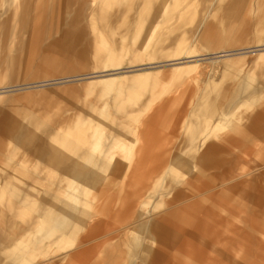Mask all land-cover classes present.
I'll return each mask as SVG.
<instances>
[{"label":"rangeland","instance_id":"1","mask_svg":"<svg viewBox=\"0 0 264 264\" xmlns=\"http://www.w3.org/2000/svg\"><path fill=\"white\" fill-rule=\"evenodd\" d=\"M7 1V10L9 5L18 8L19 0ZM49 1L53 4L54 12L59 14L63 9L64 0H45L42 16L35 20L37 29L33 38L30 35L31 29L22 27L17 34L16 22L8 29L5 17L2 19L3 8L0 6V42L4 38L7 42L4 45L5 55L4 46L0 44V88L8 90L0 93V136H3L0 137V147L5 149L0 153V162L7 163L6 160L11 156L13 162L24 160L22 163L29 170L28 179L34 180L35 172L31 169L32 166L36 167L34 161L41 166L42 154L48 155L47 150L57 151L54 146L58 147V152L71 147L77 154H83L85 140L81 137L84 127L89 128V137L100 138L94 141L86 139L89 152L91 148L100 152L109 150L113 144V150L102 154L103 158L120 162L129 143L133 142L134 145L137 142L133 136H129L131 128H134L133 123L138 125L141 118L151 112L155 113L156 118L163 116L162 120H154L152 124L156 133L155 146L151 151L147 150L148 165L134 174L137 179L134 180V177L129 180L127 176L125 183L124 173L117 172L116 176L119 175L124 182L120 181L115 188H105L107 194L124 192L117 194L114 200H109V213L100 220L93 234H89V261L82 264H136L137 261L142 264H264V112L259 113L263 126L261 134L230 135L226 140L211 138L214 147L208 152V157L192 154L185 158L186 167L173 166V171L166 173L171 159H181L193 151L190 144L183 141L185 135L181 133L182 122L176 117L189 110L190 101L197 92L202 91L206 82L210 84L209 89L226 97L244 96L243 93L257 89V83L264 87V69L261 72L255 71L264 66V45H260L264 43H256V40H260L258 37L240 38L245 32L251 31L250 26H264V20H260L263 13L245 14L244 11H238V14L233 15L235 19L224 20L212 16L216 4L198 3L188 6V11L184 13L187 16L185 20L169 21L168 24H179L185 29L201 23V29L208 27L213 33L232 32L233 28L229 25H242L241 29L233 40L229 36L206 38L215 41L232 40L229 46H167L155 40L148 41L149 38H134L133 30L123 29L122 26L137 22L123 24L117 18L116 11L111 13L110 25L114 27H104L101 35L89 34L85 21L78 26L64 22L63 29L55 31L48 20L51 15ZM251 1L242 8L245 10L251 7ZM260 1L264 3V0ZM125 2L123 0L121 4H111L103 0L106 8L114 10L119 6L124 7ZM71 4L72 8L74 5L78 9H105L102 5L92 3V0H76V3ZM97 17L108 16L105 13L91 15L94 20ZM149 23L162 25L159 19H151ZM105 24L108 25L107 22H93L98 27ZM261 31L264 33L259 28L254 31V35ZM145 40L149 43L144 45L142 42ZM240 40H245L246 44H240ZM147 49L156 57L149 52L145 53ZM220 50L230 52L222 54ZM170 54L177 57L170 59L167 57ZM180 56L184 59L172 65ZM91 72H97L96 76H82ZM262 100L257 99V103ZM104 135L113 138V143L103 142ZM54 136L62 140H56ZM69 136L75 138L76 144L67 140ZM35 158H39V161ZM92 160L95 172L89 168L86 174L83 170L81 174H76L78 180L75 178V188L74 184L64 186V191L59 193L63 194L62 197L69 199L72 193H76L81 200L75 198V201L81 202L85 186L89 187L90 200V191L95 189L94 186L105 185L97 182V175L103 169L102 164L89 153L90 165ZM124 167L119 164L113 168L117 170ZM8 169L10 167L0 166V175H8ZM84 175L89 176V185L80 181ZM164 175L165 178L170 175L175 182L183 180L184 176L193 180L198 175L192 181L193 184L190 181L189 193L170 208L197 202L204 210L202 221L205 223L197 222V225L208 228L207 231L195 228V223L192 224L195 219L187 216L183 221L190 225L189 228L180 226L178 220L149 221V226L158 227L157 232L160 234L136 236L137 239L132 231L142 221L135 220V217L131 219L130 214L124 219H117L120 215L124 216V207L129 206L131 213L135 214L140 204L149 201L148 195L158 191L154 186L164 184ZM29 193L35 192L31 190ZM73 198L74 195L71 196ZM156 200L157 197L153 196L149 203L153 204ZM89 220L93 221L92 218ZM123 227L120 231L116 230ZM137 240L140 245L136 244ZM7 247L9 250L11 246ZM95 249L99 252H94ZM0 263L9 264V261L6 259ZM47 263L54 264L51 260Z\"/></svg>","mask_w":264,"mask_h":264},{"label":"crops","instance_id":"2","mask_svg":"<svg viewBox=\"0 0 264 264\" xmlns=\"http://www.w3.org/2000/svg\"><path fill=\"white\" fill-rule=\"evenodd\" d=\"M44 1L45 0H19L18 8L9 5V9L7 10L8 1L0 0V6L2 5L3 8L2 19L3 17L6 19V21H2L5 22L8 29L12 26L13 22L17 23V30L22 27L26 30L31 29L30 35L33 38L35 37L37 29L35 20H39L42 16L41 12L42 5L45 4ZM248 1L249 0H126L124 7L119 6L117 10H114L115 8H106L103 0H92V3L95 5H102L105 9L90 10L86 8L78 9L74 5L72 8L71 3H76V0H64L63 9L59 11V14L53 11V4L49 1L48 4L50 5L48 6L50 7H48V9H50L49 12L51 15L48 20L52 23L51 28L55 31H61L64 22H71L73 26H78L80 22L85 21L88 30H90L89 34L101 35L104 27L107 29L114 27L110 25V23H112L111 13L116 11L118 13L117 18L121 20L123 24H129V22L132 21L137 22V24L134 25L122 26L123 29H132L134 38H149L147 39L148 41L155 40L167 46H172L174 44L185 46H229L233 38L238 35L242 25H229L228 27L233 28L232 32L220 33L216 31V33H213L209 31L208 27L207 29H201V23L195 27L189 26L185 29H182L179 24L169 25L168 23L169 21L179 19L182 21L185 20L187 16H184V13L188 11L186 7L197 5L198 3L209 5L216 4L212 16L218 17L219 19H235L236 17H233L234 13L238 14V11H244L245 14L262 12L263 14L260 16V20H264V3L260 0H252L251 7L249 6L244 10L242 7L245 4L249 5ZM77 10L79 13H76ZM104 12L108 17H97L95 20L91 19V15L93 16V14ZM153 14L157 15L154 16ZM151 19H159L162 25L161 23L156 25L152 23L147 24ZM94 21L107 22L108 25L106 26L105 24L103 27L94 26ZM249 28L251 31L245 32L240 38L258 37L260 40H256V43H264L262 31L258 33V35H254V31L259 30V28L264 31V26L253 25ZM163 30H167L166 33L163 32ZM174 30L177 31L173 33ZM16 33L19 34V30ZM66 34L67 33H65V37ZM152 34L155 36H152ZM208 36H229L232 37V40H207L206 38ZM244 42L245 40L239 41L240 44H246ZM142 43L145 45L149 42L145 40ZM0 44H3V46L7 44L5 38ZM3 52L5 55V46L3 47ZM146 52L156 57L148 49L145 53ZM172 55L173 54H170L167 57H170V59L177 57V55L174 57ZM181 59L184 58L180 56V58L174 60L176 62H172L171 64H177ZM263 69L264 66L257 70L255 69V71L261 72ZM98 72L101 74L103 73V71ZM90 74L91 76H96L97 72L83 74L82 76H90ZM250 81L253 82V79L250 78ZM204 85L202 91L197 92L190 101L191 107L189 110H186L184 113L182 112L180 116L176 117V119L180 118L182 122L181 133L185 135L183 141L189 143L193 151L188 154L186 153L181 159H171L168 169L166 170L168 174L173 171L171 168L173 166H175V168L186 167L185 158L192 154L205 155V157H208V152L214 147L210 142L211 138L226 140L232 135L244 136L255 133L261 134L262 132L261 127L263 126L261 120H259V113L264 112L263 85L257 83V89L246 94L243 93L242 95L244 96L241 97L240 95L237 97H226L223 94L209 89V82H206ZM261 98H263V100L257 103V99L260 100ZM154 114V112H151L143 119L141 118L138 125L136 122L133 123L134 128H131L129 136H133L134 140L137 142H135L134 145L133 142L129 143L126 147V152L124 150L125 156L121 158L120 162L105 157L103 158L102 154L105 155L111 152L115 147V145L112 144L113 142H111L114 139L112 138V140L108 136H105L107 134L104 135L102 141L111 142L112 145L109 146L110 149L101 150L100 152V150L91 148L92 150L89 152V143H87L86 139L89 141V138H91L92 141H94L100 138L93 136L89 137V128L86 127L83 129V138L81 137V139L85 140L83 144L84 150H82L83 154H77L76 150L71 147H66V149H61L58 152V147L54 146L57 148V151L54 150L55 152H53L47 150L46 152H48V155L42 154L40 158L42 163L41 166L34 161L36 167L32 166L31 169H34L35 173L33 176H35L36 180L28 179L29 170L27 165L22 163L24 160L19 163L13 162V157L11 156V158L8 159L9 161L6 160L7 163L0 162V166L10 167V169H8V175H0V262H5L6 259L9 261V264H48V260H51L54 264H82L83 262H88L89 234H93L94 229L99 226L100 220L109 213L111 207V202L109 200H114L117 194L120 195L124 192L119 191L113 194L110 192L107 194L105 193V188L109 186L115 188L120 184V181L124 182L119 175L116 176L117 172L119 174L124 173L126 183L127 176L129 180L130 178L136 177L134 174L141 172V168L144 165H148L149 154L147 150L151 151L153 146H155L154 142L156 136L154 131L155 128L152 124L153 122L155 123V121L158 122L163 119V116L156 118ZM240 118L242 120L238 121ZM124 124L126 123L124 122ZM137 126L138 132L135 133ZM120 135L117 136L119 137ZM121 136H126V134ZM113 137L115 138L116 136ZM53 138L56 137L54 136ZM56 140L61 141L62 139L56 138ZM67 140L75 143V138L70 136ZM64 146L63 144V147ZM4 150L5 149L0 147V153H3ZM7 152L9 154V150ZM89 153L95 157V160L101 162V167L103 169L102 172H99L97 175V182H101V185H105L94 186L96 190L93 189L94 191H90V194L92 193L90 200L89 187L86 188L85 186V195L82 197L83 201L81 202L77 203L75 201V197L80 199L76 193H72L68 197L69 199L65 196L62 197L63 194L60 195L59 193L60 191H64V186L66 187L74 184L73 187L75 188L76 174H81L83 171L86 174L89 172V168H92V171L95 172L94 161L92 160L91 165L89 162ZM39 155L41 156V154ZM9 156L10 155H8V157ZM35 159L39 161V158ZM26 160L27 159H25V161ZM75 163H78V165L75 166ZM119 164L124 165V169L115 170L113 167ZM126 166L128 168H126ZM36 169H38V171H35ZM196 177H198V175H196ZM80 178L82 179L80 180L82 183L84 182V184L89 185V176L84 175ZM188 178L189 176H184L183 180L180 179L175 182L170 175H167L166 178L164 175L162 179V181L165 180L164 184L161 186L156 184L154 186L158 191H154V194L148 195V198H150L149 201H144V203L140 204L135 214L131 213L129 206L124 207V216L121 217L120 215L117 219H124L130 214L132 216H130L131 219L135 217V220L142 221L132 231L134 237L159 235L160 232H157L159 231L158 227H155V225L149 226L150 222H169L178 220L180 226L189 228L190 225L185 224L183 221L187 216L188 218L192 216L195 219L192 223H195V228L207 231L208 228L204 229L201 228L200 225H197V222L204 223V220L202 221V213L204 210L197 202H191L174 209L170 208L171 205H174L189 193L190 185L194 183H192V181L195 179L190 180V178ZM113 179H116V181H110ZM136 179L137 177L134 178V180ZM45 185H50V187ZM118 188H120V186ZM31 190H34L35 193L30 194L29 191ZM97 190L101 192L99 193ZM159 190L162 192H159ZM72 195H74L73 200L71 199ZM153 196L155 198L157 197V200L156 202L153 201V204H151L149 202L152 201ZM140 206L142 207L140 208ZM46 209H48L46 212L47 214L43 215ZM147 213L150 215H146ZM55 215H58L57 217L59 218ZM89 218H92L93 221L91 222ZM123 226L125 227L126 225ZM124 227L116 230L120 231L124 229ZM161 228L163 227L161 226ZM136 238L139 239L138 237ZM136 244L140 245L138 240ZM7 245L11 246L9 250L7 249ZM95 251L97 250L95 249L94 252Z\"/></svg>","mask_w":264,"mask_h":264},{"label":"bare ground","instance_id":"3","mask_svg":"<svg viewBox=\"0 0 264 264\" xmlns=\"http://www.w3.org/2000/svg\"><path fill=\"white\" fill-rule=\"evenodd\" d=\"M14 1V0H13ZM126 1V0H125ZM108 2L109 3H111V4H114V3H116V4H118L119 2H120V4H121V2L123 3V0H108ZM105 13V12H104ZM103 13V14H104ZM106 15V14H105ZM107 16V15H106ZM260 33V32H259ZM263 35H264V33H263ZM190 47V46H189ZM193 49H195V48H193ZM191 51V50H190ZM192 52V51H191ZM224 52H230V50H220L219 51V53H222V54H225ZM186 53V52H185ZM196 53V52H195ZM198 55V54H197ZM196 56V55H195ZM223 55H220V57H222ZM176 62V61H175ZM100 75V74H99ZM90 78V77H89ZM92 78H94V77H92ZM18 87V86H17ZM2 88H0V93H2V91L3 90H1ZM11 90V89H10ZM5 91H8V90H4L3 92H5ZM234 118V117H233ZM144 132V131H143ZM19 135V134H18ZM14 136V135H13ZM16 136V135H15ZM21 137V136H20ZM23 139V138H22ZM10 144V143H9ZM12 145V144H11ZM13 146V145H12ZM13 148H15V147H13ZM50 148H52V147H50ZM49 149V148H48ZM16 150V149H15ZM52 150V149H51ZM77 180H78V177L76 178ZM78 187V186H77ZM71 189V188H70ZM69 193V192H68ZM61 195V194H60ZM92 195V194H91ZM76 198V197H75ZM146 222V221H145ZM148 226V225H147ZM136 264H142L141 262H139V261H137L136 262Z\"/></svg>","mask_w":264,"mask_h":264}]
</instances>
